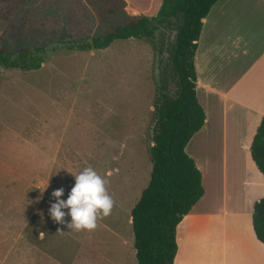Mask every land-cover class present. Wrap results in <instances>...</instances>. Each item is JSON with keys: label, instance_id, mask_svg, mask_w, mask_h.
<instances>
[{"label": "rangeland", "instance_id": "obj_1", "mask_svg": "<svg viewBox=\"0 0 264 264\" xmlns=\"http://www.w3.org/2000/svg\"><path fill=\"white\" fill-rule=\"evenodd\" d=\"M141 8L126 0L0 1V49L49 44L40 68L0 66V264H137L131 209L150 180L154 103L176 31L164 25L154 38L103 49L63 43L124 25ZM85 166L106 179L113 205L93 229L76 231L48 208L54 189L67 198L69 171ZM250 177L256 199L264 196V177ZM245 198L220 212L191 210L177 229L175 264H264Z\"/></svg>", "mask_w": 264, "mask_h": 264}, {"label": "trees", "instance_id": "obj_2", "mask_svg": "<svg viewBox=\"0 0 264 264\" xmlns=\"http://www.w3.org/2000/svg\"><path fill=\"white\" fill-rule=\"evenodd\" d=\"M217 1L163 0L155 15H134L128 23L103 34L63 43L69 50L103 49L117 39L154 38L164 25H171L176 31L175 40L167 48L169 57L163 65L154 103L150 180L131 209L137 264H175L178 225L205 194L202 171L186 146L206 120L196 93L194 57L203 18ZM163 46L164 43L160 51ZM48 48L46 42L26 50L0 49V66L40 68L47 59ZM250 151L264 176V115ZM251 226L256 240L264 247V197L254 204Z\"/></svg>", "mask_w": 264, "mask_h": 264}, {"label": "crops", "instance_id": "obj_3", "mask_svg": "<svg viewBox=\"0 0 264 264\" xmlns=\"http://www.w3.org/2000/svg\"><path fill=\"white\" fill-rule=\"evenodd\" d=\"M126 1L155 15L163 0ZM194 61L206 120L186 146L205 187L192 211L235 197L246 203L245 194L254 205L263 195L256 199L250 176L264 177L250 151L264 115V0H218L203 18Z\"/></svg>", "mask_w": 264, "mask_h": 264}, {"label": "clouds", "instance_id": "obj_4", "mask_svg": "<svg viewBox=\"0 0 264 264\" xmlns=\"http://www.w3.org/2000/svg\"><path fill=\"white\" fill-rule=\"evenodd\" d=\"M69 172L73 174L74 184L66 199L61 198L64 194L62 187L52 191L51 195L56 199L48 208L49 218L56 223L66 224L68 229L91 230L96 226L97 217L108 215L113 205L105 186L107 181L91 166H85L75 173ZM66 216L70 219L65 220Z\"/></svg>", "mask_w": 264, "mask_h": 264}]
</instances>
